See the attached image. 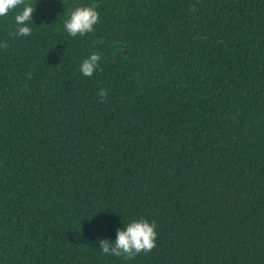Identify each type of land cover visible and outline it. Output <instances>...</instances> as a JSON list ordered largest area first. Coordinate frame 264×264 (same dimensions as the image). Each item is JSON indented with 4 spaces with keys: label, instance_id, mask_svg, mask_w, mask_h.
I'll return each mask as SVG.
<instances>
[{
    "label": "trees",
    "instance_id": "trees-1",
    "mask_svg": "<svg viewBox=\"0 0 264 264\" xmlns=\"http://www.w3.org/2000/svg\"><path fill=\"white\" fill-rule=\"evenodd\" d=\"M25 2L30 36L0 17V264H264V0ZM141 218L151 252L102 253Z\"/></svg>",
    "mask_w": 264,
    "mask_h": 264
},
{
    "label": "clouds",
    "instance_id": "clouds-1",
    "mask_svg": "<svg viewBox=\"0 0 264 264\" xmlns=\"http://www.w3.org/2000/svg\"><path fill=\"white\" fill-rule=\"evenodd\" d=\"M16 12L14 16L17 30L12 33L14 36H30L32 29L29 23L32 24V14L34 6L28 4L25 0H0V17H6L10 12ZM195 11V8H192ZM100 14L97 11V5L78 6L70 11V16L64 22L66 32L75 38L76 36H84L87 33L94 31V26L98 24ZM0 47H7V44H0ZM101 55L93 53L88 58L83 60L80 65V72L86 77H92L93 74L101 70L99 61ZM31 78L30 74H28ZM100 102H104L108 97V91L101 88L97 92ZM156 224L154 221L149 222L143 218L129 222L122 229L116 230V238L114 242L107 239L99 241V248L103 254L130 260L135 258L140 253H149L156 246Z\"/></svg>",
    "mask_w": 264,
    "mask_h": 264
}]
</instances>
